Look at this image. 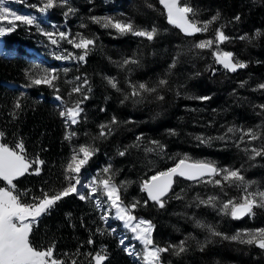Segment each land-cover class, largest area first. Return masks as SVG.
I'll list each match as a JSON object with an SVG mask.
<instances>
[{
  "label": "trees",
  "instance_id": "obj_1",
  "mask_svg": "<svg viewBox=\"0 0 264 264\" xmlns=\"http://www.w3.org/2000/svg\"><path fill=\"white\" fill-rule=\"evenodd\" d=\"M197 9V18L207 20L220 11V19L210 26L208 33L185 36L178 28L169 25L159 0H69V6L75 12L69 15V22L83 35L96 38L86 62L78 64L77 73L87 78L91 92L84 101L83 118L78 125L65 127L59 116L61 106L53 99L59 94L65 104H72L80 97L69 95L70 88L59 78L56 93L45 85L28 87L29 75H41L46 64L29 60L24 56L23 42L17 28L4 36V44L16 48L15 54H0V131L5 133L2 142L12 146L22 138L29 158L39 155L45 161L39 175L25 174L14 181L21 192L30 190L29 196L39 195L41 189L57 190L63 183V165L71 155L73 148L80 144L91 143L99 149L83 171L111 164L117 175L116 182L130 181L123 191L125 203L133 199L146 200L140 191L141 182L156 171L165 170L174 163L169 157L187 153L193 159L212 160L220 167L242 168L246 181H255L251 189L264 184V157L249 160L242 151L244 145L236 147L240 133H229L230 139H213L210 144H200L196 136L218 137L226 133L233 125L243 128H255L260 125L264 134V113L259 105H264V89L257 85L264 83V0H186ZM151 4L152 7H148ZM239 15L240 20H234ZM91 16H113L119 19H131L137 26L151 28L156 26L159 35L149 42L132 35H118L114 29H105L92 23ZM86 25L81 28V24ZM223 25V31L231 37L220 45L222 50L234 53L236 59L244 61L246 68L236 72H227L221 65L214 63L212 50L200 51L192 45L202 39L213 36L215 28ZM259 31L260 35H256ZM247 36L241 40L238 37ZM136 55L138 65H129L120 69L115 61ZM177 57L174 68L169 70L173 57ZM130 69V71H129ZM215 69V72L213 71ZM105 76H114L122 91L110 87ZM161 78L168 85L160 88L158 94H145L139 103L132 99L121 104L123 93L130 91L128 81L147 82L155 86ZM242 82L243 83L242 85ZM23 93L21 97L20 94ZM209 96L207 101L195 97ZM20 97L22 108L13 105ZM104 109V111H101ZM18 113L15 116L13 113ZM116 116L121 123L107 139H93L100 131L99 125L107 123ZM131 121V123H125ZM175 131L171 135L169 130ZM66 131L76 132L71 141L65 140ZM143 135L139 147H133L136 137ZM151 140H159L164 146V154L144 151L154 147ZM264 139L252 142L249 146L260 147ZM127 147L124 156L118 151ZM35 167V165L33 166ZM100 167V168H103ZM172 192L164 208L149 201L148 206L138 207L135 215L151 220L155 225L154 239L160 247L169 244L178 245L186 240L187 251L177 256L171 251L162 253V262L170 264H264V250L255 245L239 244L210 236L209 232L195 224L196 220L210 224L228 236L243 230L244 221L234 220L221 215L217 209L200 205L195 198L207 199L216 195L221 201L238 198L242 187L227 186L221 190L211 184H194L183 178H174ZM6 182L0 180V187ZM81 191L87 190L82 188ZM225 193L227 195H225ZM179 195L183 199H176ZM254 219H264V209H254ZM71 213V217H66ZM102 214L89 202L80 201L75 195L64 198L49 215L40 218L30 239L38 247H47L55 243L59 258L71 264H89L85 253L99 251L106 246L109 259L105 264H138L137 260L119 246V222L109 220L105 225L100 221ZM83 222V223H82ZM116 228L112 235H100L97 228ZM94 234V235H93ZM92 235L95 243L88 245ZM203 245V250H201ZM79 248L80 254L76 255ZM68 253V256H64Z\"/></svg>",
  "mask_w": 264,
  "mask_h": 264
},
{
  "label": "snow or ice",
  "instance_id": "obj_2",
  "mask_svg": "<svg viewBox=\"0 0 264 264\" xmlns=\"http://www.w3.org/2000/svg\"><path fill=\"white\" fill-rule=\"evenodd\" d=\"M8 0H0V37L14 32L19 26L35 27L36 30L47 38L52 46L58 49L61 42L64 41L71 45L72 48L80 50L79 53L64 50L63 54L55 55L56 60H75L81 63L86 62L92 49L96 46V38H90L82 33L72 34L69 31L60 30L56 25H52L49 31L41 27L42 21L36 15L22 14L7 6ZM68 0H40L39 4L27 5L29 8L36 9L37 12L44 14L50 9L57 6H65ZM159 4L164 10L169 25L178 28L181 33L188 37H194L196 34L208 33L210 26L217 22L221 13L219 10L207 20H199L197 18V9L191 6L186 0H159ZM148 7H152L151 4ZM75 9L68 7L63 13L65 17L74 13ZM92 23L99 24L105 29H114L120 35H132L152 42L158 35L159 29L156 26L151 28H143L137 26L131 19L123 20L113 16H91ZM234 20H240V16L234 17ZM81 28H85L83 23ZM223 25L215 28L212 37L196 41L192 47L200 51L212 50L214 63L221 65L227 72H236L238 69L247 67L244 61L235 58L234 53L224 51L220 45L232 39L223 31ZM256 35H260L257 31ZM241 40L248 37L240 36ZM138 57L134 54L130 57H124L120 61L113 63L120 69H127L129 65H138ZM177 57H173L169 70L175 67ZM68 69H64L67 73ZM130 71V69H129ZM215 72V69H213ZM29 80L28 87L45 85L52 88L56 93L60 89L56 86L59 79L56 69L43 70L41 75H29L25 73ZM104 79L108 85L120 92L119 81L114 76H105ZM77 81H81L72 87L69 95H77L80 98L73 101L70 106L62 107L59 116L64 120L66 129L71 125L75 126L81 122L83 118L84 101L89 99L88 93L91 92V86L87 78L76 77ZM71 83V82H69ZM130 91L123 93L121 104L132 99L134 103H139L146 98L145 94L156 93V98L163 100L164 97L158 94V90L168 85V80L161 78L155 86H150L147 82L128 81ZM245 82H242V85ZM258 89H264V83L257 85ZM23 96V93L20 94ZM61 105L65 104L63 97L59 94L54 97ZM201 101H207L209 96L195 97ZM14 109H21L22 103L20 97H17L13 105ZM261 113H264V105L258 106ZM104 111V109H101ZM18 113H13L15 116ZM121 121L113 116L107 123L100 124L98 136L93 139H107L113 131L114 126H118ZM125 123H131L127 121ZM169 133L175 135V131L170 129ZM229 133H240L236 141V147L240 148L243 144L242 151L248 154L249 160H255L257 157H264V144L260 147L249 146L252 142L264 139V134L260 132V125L255 128H243L235 125L228 127L225 134L218 137H205L203 135L196 136L195 139L200 144H210L213 139L227 141L230 139ZM77 135L76 132L66 131L64 139L71 141ZM5 133L0 131V141L3 140ZM144 139L143 135L136 137L133 147H139L140 142ZM149 144L154 147L145 148L144 151L158 152L164 154L165 146L159 140H151ZM127 147L118 151L119 156H124ZM99 151L91 143L80 144L73 148L67 162L63 165V185L57 190L45 191L41 189L39 195H31L30 200L25 199L29 196L30 190L21 192L14 183L25 174L39 175L41 173V165L45 163L43 159L36 155L29 158L25 143L22 138L18 139L12 146L7 143L0 142V180L6 182V186L0 187V264H66V261L59 258L56 254L55 243H51L47 247L35 246L30 239L34 228L38 225L39 220L44 215H49L51 210L64 198L75 195L80 201L91 203L95 210L102 211L99 219L103 224L107 225L109 220L121 222L126 232L131 233V239L139 243L140 249L137 250L134 245L125 246L127 236H123L119 240V246H124L123 251L140 261V264H162V253L171 251L174 255H181L187 251L186 240L180 241L178 245L169 244L167 247H160L153 236L155 225L151 220L136 216L135 210L141 206H148L149 201L153 202L159 208H164L167 198L172 192L176 180L174 178H183L194 184H211L214 187H220L221 190L227 186L242 187V194L238 198H229L221 201L216 195H209L207 199L200 196L195 198L197 207L204 205L217 209L221 215L230 216L234 220L242 219L245 216H255L254 209H264V189L250 190L255 181H246L242 174V168L220 167L212 160L193 159L187 153L177 157H169L174 161L173 166L165 170H158L154 175L145 178L140 184V191L147 196L146 200L133 199V201L125 203L123 191H126L130 181L116 182L117 170L109 163L92 176L87 182L81 180L82 169L88 165L92 157ZM35 165V167H33ZM81 188L87 191H81ZM225 195H227L225 193ZM106 198V199H102ZM176 199H183L177 195ZM66 217H71V213H66ZM83 223V222H82ZM198 227L206 229L210 236L219 237L224 240H230L239 244L255 245L257 248L264 250V227L255 229L238 230L235 234L228 236L216 229L215 226L204 224L196 220ZM100 235H112L116 232V228H97ZM94 235V234H93ZM88 245L95 243L92 235L86 241ZM203 250V245H201ZM79 248L76 255H79ZM64 253V256H68ZM89 264H105L109 259L106 246H101L99 251L85 253ZM71 264H78L76 260H72Z\"/></svg>",
  "mask_w": 264,
  "mask_h": 264
},
{
  "label": "rangeland",
  "instance_id": "obj_3",
  "mask_svg": "<svg viewBox=\"0 0 264 264\" xmlns=\"http://www.w3.org/2000/svg\"><path fill=\"white\" fill-rule=\"evenodd\" d=\"M39 3H40V0H8L7 6H9L11 9L16 10L22 14L36 15L38 19L42 21L41 27L49 31L52 30V25H56L60 28V30L69 31L72 34H75L78 32L75 29L74 23L69 22V16L65 17L63 15V13L67 11V8L69 7V0H68L67 5L54 7L53 9H50L47 13H44V14L37 12L36 9L34 8L27 7V5L39 4ZM18 28H19L18 33L20 34L21 39L24 40L23 53L25 57H27L29 60L44 62L46 64V67L44 70L53 69V68L56 69L58 77L61 78L68 85L70 90L76 84H79L81 82V81L76 80L77 76H80L82 78V76L77 73L78 64H79L78 61L56 60L55 59V55L63 54L65 49H67L69 52H73L77 54L79 53L80 50H76L72 48L71 45L67 44L64 41L61 42L60 47L57 49L56 46H52L47 40V38L41 35L36 30L35 27L29 28L28 26H19ZM3 41H4V36L0 37V54L8 55V56L15 54L16 48L13 46V44L5 45ZM64 69H68L67 73L64 72ZM54 97L55 95L53 96V99L61 106V110H62V107L71 105V104L61 105V102L57 101ZM100 167H103L102 163L100 164ZM100 167H96L87 172L82 170L81 180L84 182H87L92 176L96 175L98 170L101 169ZM257 189H264V184L258 186L256 189L254 187L252 188L253 191ZM102 199H106V198H102ZM136 216L142 217L139 215H136ZM119 226H120L119 228L120 238H122L123 236L128 237L125 240V246L134 245L136 249L139 250L140 245L137 241L131 239L132 234L129 232H126L121 222H119ZM262 227H264V219H261V218L254 219L253 216L247 218V220L244 221L243 223V229H255V228H262ZM137 262L138 264H140L139 260H137ZM162 264H170V263L162 262Z\"/></svg>",
  "mask_w": 264,
  "mask_h": 264
},
{
  "label": "water",
  "instance_id": "obj_4",
  "mask_svg": "<svg viewBox=\"0 0 264 264\" xmlns=\"http://www.w3.org/2000/svg\"><path fill=\"white\" fill-rule=\"evenodd\" d=\"M173 166V165H172ZM154 175V174H153Z\"/></svg>",
  "mask_w": 264,
  "mask_h": 264
}]
</instances>
